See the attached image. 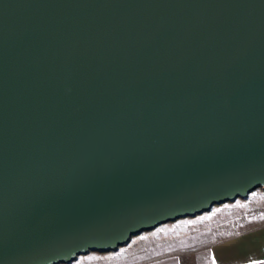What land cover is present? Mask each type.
Wrapping results in <instances>:
<instances>
[{
    "label": "water",
    "instance_id": "95a60500",
    "mask_svg": "<svg viewBox=\"0 0 264 264\" xmlns=\"http://www.w3.org/2000/svg\"><path fill=\"white\" fill-rule=\"evenodd\" d=\"M264 189V0H0V264L70 263Z\"/></svg>",
    "mask_w": 264,
    "mask_h": 264
},
{
    "label": "crops",
    "instance_id": "0c3cea01",
    "mask_svg": "<svg viewBox=\"0 0 264 264\" xmlns=\"http://www.w3.org/2000/svg\"><path fill=\"white\" fill-rule=\"evenodd\" d=\"M261 190L264 191L257 188L244 198L214 205L207 212L172 222L187 218L201 222L225 210L224 204H237L238 200L253 202ZM252 210L240 212L229 220L225 217L219 222L201 224L190 232L149 233L157 241L148 247L141 240L144 232L155 228L144 231L117 250L109 251L116 253L113 264H264V205Z\"/></svg>",
    "mask_w": 264,
    "mask_h": 264
},
{
    "label": "rangeland",
    "instance_id": "374dc122",
    "mask_svg": "<svg viewBox=\"0 0 264 264\" xmlns=\"http://www.w3.org/2000/svg\"><path fill=\"white\" fill-rule=\"evenodd\" d=\"M222 206V212L215 214L213 217L209 219L201 220V222H195L192 219L187 218L178 220L176 222H169L167 224H162L155 228L152 231L144 232V238L141 240L142 244L144 243L148 247L149 244L155 243L157 240L152 238L149 233H180L186 231L195 230L197 227L201 226V224H212L215 222H219L220 220L224 219L225 217L229 218L235 217L236 214L243 212L245 210H252L259 208L261 205H264V191L261 190L258 197H255L253 202H242V200H238L237 204L228 203ZM215 207V206H213ZM218 209V208H215ZM258 210V209H257ZM253 211V210H252ZM193 221V222H192ZM213 226V225H212ZM132 245H129V247ZM121 255V254H119ZM116 259L115 252H89L84 255L78 256L75 260L71 261L70 263H60V264H113Z\"/></svg>",
    "mask_w": 264,
    "mask_h": 264
}]
</instances>
